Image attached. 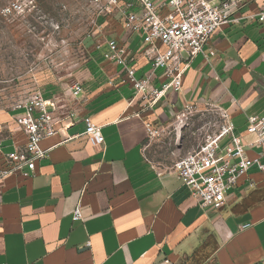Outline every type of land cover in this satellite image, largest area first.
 Returning <instances> with one entry per match:
<instances>
[{
  "label": "crops",
  "instance_id": "0c3cea01",
  "mask_svg": "<svg viewBox=\"0 0 264 264\" xmlns=\"http://www.w3.org/2000/svg\"><path fill=\"white\" fill-rule=\"evenodd\" d=\"M259 12L264 0L242 5L236 17L254 18L220 25L204 46L207 57L189 61L181 88L168 89L149 108L105 45L117 39L134 54L136 73L147 75L152 69L142 38L125 30L118 14L100 16L85 41L87 59L66 81L42 91L54 104L56 130L40 143L45 157L31 176L0 181V264H264V171L250 167L220 208H204L176 173L145 155L146 123L174 125L187 103L196 106L191 118L199 121L206 110L227 109L246 155L264 149L245 131L249 115L264 116ZM159 73L152 75L154 86ZM74 83L81 86L76 95ZM19 112L0 109V166L6 153L25 142L15 122ZM85 118L101 126L102 145L88 142ZM183 128L174 127L175 135ZM197 138L180 147L191 150ZM76 205L82 220L72 219Z\"/></svg>",
  "mask_w": 264,
  "mask_h": 264
},
{
  "label": "built area",
  "instance_id": "2783aa9c",
  "mask_svg": "<svg viewBox=\"0 0 264 264\" xmlns=\"http://www.w3.org/2000/svg\"><path fill=\"white\" fill-rule=\"evenodd\" d=\"M249 0H93L102 16L118 14L122 27L138 34L144 44L143 54L151 64V73L137 74L132 63L134 54L129 53L117 39L110 38L105 45L110 58L124 70L126 80L134 94L152 107L168 89L178 91L189 61L198 54L207 57L204 46L213 32L222 24L239 22L235 13ZM21 5L13 2L3 7L5 14L18 11ZM166 12L162 13V10ZM264 21V13H258ZM102 43L96 44L99 48ZM208 55H214L209 50ZM159 71V86L152 85V75ZM73 95L81 91L74 83ZM54 104L41 92L31 94L24 102L13 107L20 112L15 122L25 135L23 145L3 157L0 181L19 174L24 177L34 172L36 161L45 157L40 143L55 133ZM196 106L187 103L176 115L174 127H182L195 113ZM220 122L215 130L205 133L199 143L179 157L168 169L178 175L190 194L204 208L218 209L225 201L226 193L236 186L238 179L252 166L264 171V149L256 157H248L241 137L235 133L234 124L227 109L215 107ZM84 134L92 146L104 143L101 126L91 118H85ZM164 127L146 123L149 137L162 132ZM247 134L255 136L252 143L264 145V116L249 115L245 127ZM224 138L227 140L223 142ZM72 219L82 220L80 206L76 205ZM247 226V225H246ZM89 242H87V245Z\"/></svg>",
  "mask_w": 264,
  "mask_h": 264
},
{
  "label": "rangeland",
  "instance_id": "374dc122",
  "mask_svg": "<svg viewBox=\"0 0 264 264\" xmlns=\"http://www.w3.org/2000/svg\"><path fill=\"white\" fill-rule=\"evenodd\" d=\"M16 2L18 11L3 13ZM102 16L93 0H0V109H11L46 85L66 81L83 63L86 39ZM220 122L214 110L199 121L189 118L185 132L175 135L174 125L149 138L147 159L168 170L187 151L192 137L199 139ZM197 138V139H198Z\"/></svg>",
  "mask_w": 264,
  "mask_h": 264
}]
</instances>
